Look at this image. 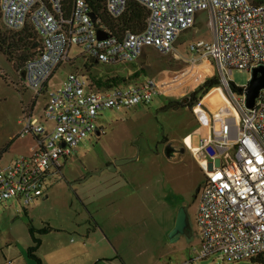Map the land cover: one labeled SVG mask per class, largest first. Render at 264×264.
Wrapping results in <instances>:
<instances>
[{"label":"built area","instance_id":"obj_1","mask_svg":"<svg viewBox=\"0 0 264 264\" xmlns=\"http://www.w3.org/2000/svg\"><path fill=\"white\" fill-rule=\"evenodd\" d=\"M3 25L19 32L33 26L41 48L24 69L23 84L36 98L47 92L55 72L70 62L73 47L85 62L117 66L133 64L150 49L162 56L175 53L181 36L195 28L205 14L212 31L210 41L189 46L196 68L217 77L223 107L213 113L199 102L192 111L208 136L192 148L205 180L199 190L197 226L198 259L220 257L244 261L264 254V89L253 109L246 106V87L236 90L234 70L247 73L264 66V4L255 0H106L115 19L137 2L149 13L141 33L98 38L85 0H76L67 16L65 0H0ZM161 85L144 79L108 90H98L79 72L49 94L43 112L46 127L25 110L18 138L32 136L31 155L4 165L0 159V208L11 200L30 206L47 197L48 183L62 168L61 161L100 129L97 120L108 109L149 105L162 97ZM204 112L206 116L202 113ZM11 264V263H9ZM194 264V263H193Z\"/></svg>","mask_w":264,"mask_h":264},{"label":"rangeland","instance_id":"obj_2","mask_svg":"<svg viewBox=\"0 0 264 264\" xmlns=\"http://www.w3.org/2000/svg\"><path fill=\"white\" fill-rule=\"evenodd\" d=\"M211 39L208 20L201 14L195 28L181 36L175 53L162 56L147 49L146 57H141L134 65L95 68L92 74L123 77L143 68L145 78L141 80L157 81L163 96L154 98L149 105L102 112L97 120L100 135H89L71 157L61 161L60 172L48 183L47 197L36 199L30 206L11 200L0 208V264L13 263V256L8 254L34 246L31 230L39 238L44 231L74 228L76 222L85 228L89 223L90 229L96 231L91 219L99 215L97 201L104 194H108L103 199L105 205H110L100 214L104 221L103 235L107 237L105 247L109 254L122 251L128 264H254L251 259L239 262L217 256L198 259L196 197L205 175L191 147L197 148L201 138L208 136V128L201 125L189 107L160 112L165 103L181 102L205 81L215 78L209 76L201 64L194 68L189 62L193 56L189 52L190 44ZM81 53L78 47L71 49L70 62L55 72L47 92L37 98L25 88L13 65L0 54L2 164L10 165L16 159L31 155L36 145L32 136L17 137L25 110L32 109L35 103L33 116L44 126L51 127V123L42 120L49 94L74 72L89 76ZM230 79L236 87H246L251 73L234 70ZM217 88L200 100L213 113L223 107ZM170 142L186 147L185 154L177 162L168 160L165 155L166 144ZM136 143L139 154L135 153ZM134 157L138 160L119 166L116 171L106 166L115 160ZM181 206L189 207L195 241L188 244L182 238L171 244L168 235Z\"/></svg>","mask_w":264,"mask_h":264},{"label":"trees","instance_id":"obj_3","mask_svg":"<svg viewBox=\"0 0 264 264\" xmlns=\"http://www.w3.org/2000/svg\"><path fill=\"white\" fill-rule=\"evenodd\" d=\"M76 0H65L64 6L67 16L72 13V8ZM89 5L93 20L97 22L98 30H103L110 36L122 37L127 32L141 33L146 27V22L149 16L146 8L137 2H130L126 13L115 19L110 16L106 10V0H85ZM260 4H264V0H255ZM3 17L0 2V54L13 65L14 70L20 75L23 81L24 69L27 63L38 55L41 43L39 36L33 26L27 25L19 32L7 30L3 28ZM144 58L146 56H143ZM134 65V63H133ZM95 61L85 62V70L89 73V82L98 90H108L112 87L123 86L130 83L138 82L145 78V70H140L132 73L128 77L123 76H99L92 74L96 67ZM147 78V77H146ZM220 86V81L217 77L205 81L194 93L182 100L180 103L183 107H189L191 110L197 103L200 102L203 96L209 94L212 90ZM240 90V88H236ZM35 108V103L33 108ZM0 154V159H1ZM199 196V191H198ZM198 198V197H196ZM34 246L29 249V253L34 257L36 249L40 246L41 240L36 238L35 232L31 230ZM45 232V231H44ZM254 264H264V254L251 259ZM41 264V261H39Z\"/></svg>","mask_w":264,"mask_h":264},{"label":"crops","instance_id":"obj_4","mask_svg":"<svg viewBox=\"0 0 264 264\" xmlns=\"http://www.w3.org/2000/svg\"><path fill=\"white\" fill-rule=\"evenodd\" d=\"M19 124L21 125V121ZM107 196L108 194H104L98 199L96 212L99 215L91 219L97 228L96 231L90 229L89 223L85 228L76 222L74 228L45 231L39 236L41 244L34 257L28 252L29 249L21 248L16 253L8 254L13 256L11 264H39L38 260L41 264H128L122 251H116V255L109 254L105 247L107 237L103 235L101 227L104 221L100 214L110 208V205H105L103 201Z\"/></svg>","mask_w":264,"mask_h":264},{"label":"water","instance_id":"obj_5","mask_svg":"<svg viewBox=\"0 0 264 264\" xmlns=\"http://www.w3.org/2000/svg\"><path fill=\"white\" fill-rule=\"evenodd\" d=\"M98 38L103 40L107 39V35L103 31H98ZM264 89V66H259L255 68L251 73V80L246 86V106L248 109H253L255 106L256 99L260 95V92ZM183 105L178 101H173L169 103L161 112H166L170 109H179ZM100 135V132L97 133ZM190 146V144H189ZM186 152V147L184 144L177 142H170L166 144L165 155L168 160L172 162H177L181 156ZM138 158H123L115 160L112 165H109V168H112L116 171L117 167L124 166L129 163L137 161ZM182 238L186 239L187 243L190 244L195 241V230L192 219L189 215V207L181 206L179 209L175 226L168 235V239L171 244L181 240Z\"/></svg>","mask_w":264,"mask_h":264},{"label":"flooded vegetation","instance_id":"obj_6","mask_svg":"<svg viewBox=\"0 0 264 264\" xmlns=\"http://www.w3.org/2000/svg\"><path fill=\"white\" fill-rule=\"evenodd\" d=\"M171 102H173V101H170V102L165 103V105H164L163 108H165V107H166L169 103H171ZM163 108H162V109H163ZM162 109H160V112H161ZM99 132H100V131H99ZM100 133H101V132H100ZM189 144H191L190 141H187V146H189ZM135 153H137V154L140 153V148H139V146L137 145V143L135 144ZM112 163H113V162L107 163L106 166H109V165H111Z\"/></svg>","mask_w":264,"mask_h":264}]
</instances>
